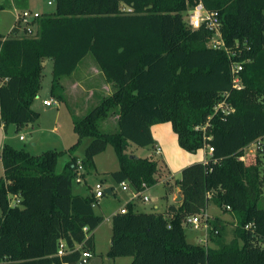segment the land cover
<instances>
[{"label": "trees", "instance_id": "trees-1", "mask_svg": "<svg viewBox=\"0 0 264 264\" xmlns=\"http://www.w3.org/2000/svg\"><path fill=\"white\" fill-rule=\"evenodd\" d=\"M200 2L219 13L224 43L237 53L233 60L243 63L240 90L233 89L227 53L207 46L212 31L193 30L185 22V12ZM36 23V37L18 36L17 27L9 37L0 34V79L6 80L0 87V126L20 131L38 122L33 105L47 60L54 63L51 93L59 101L62 79L89 55L114 92L83 118L74 116L78 140L62 173L57 166L63 152L32 154L3 146L0 264H81L83 252L95 251L89 235L104 218L94 210L93 193L72 191L77 162L85 177L96 168L95 157L112 146L120 167L113 179L133 190L153 187L158 162L152 156L131 159L128 149L153 147L157 124H170L183 150L194 154L212 147L214 153L207 163L182 171L175 182L182 200L167 214L138 213L131 203L127 213L116 214L109 258L130 257L131 264H264V209L258 207L264 154L244 158L245 149L264 137V0H56L55 11ZM226 92L235 111L215 115ZM111 117L118 132L102 131L101 123ZM209 118L205 131L196 130ZM86 138L91 141L79 160L73 152ZM211 203L235 213L234 240L223 243L224 226L216 219L218 233L210 234L218 237L217 248L189 243L186 220ZM60 241L68 251L61 257Z\"/></svg>", "mask_w": 264, "mask_h": 264}, {"label": "rangeland", "instance_id": "rangeland-1", "mask_svg": "<svg viewBox=\"0 0 264 264\" xmlns=\"http://www.w3.org/2000/svg\"><path fill=\"white\" fill-rule=\"evenodd\" d=\"M29 6L22 5L21 3L17 6V11H15V7L12 5V0H0V6L3 7V10H0V34L4 37H9L11 34L12 28L15 26V19L16 16L20 13L22 14L24 11L31 12L32 15L40 14L42 15L45 13H52L55 11L56 0H28ZM51 3V5L49 4ZM45 11V13H44ZM25 25L22 26L20 30V36L25 34ZM45 66L42 71V80H41V90L39 93V98L36 99V111L40 114V118L37 123L29 124L27 129H22L20 131H15V126L9 125L7 131H5L2 126H0V153L4 143H8L9 145L13 146L17 149H25L31 152L32 154H41L38 149L36 151H31L32 144L34 140V130L39 127L40 121H42L43 128L52 127L55 125V122H58L59 125V134L62 135L63 140L66 142L67 145L63 143H57L56 145H51L47 147V142L42 143V148L45 150H56L63 152L64 154L58 160L57 171L58 173L64 172L67 163L70 161V155L68 154V150L73 146V144L77 143L78 136L74 132V125H73V118L74 116L77 118H83L90 110H92L95 106L100 103V100H92L87 101L83 104V107L77 108V110L69 109L71 105L75 108V104L78 101L74 100V103L71 104V101H67L68 103L61 104L59 100L54 97L51 93L52 87V79H53V70H54V63L51 60L45 62ZM96 62L92 55H89L85 58L84 62L77 67L78 69L74 73L76 78L83 79L85 76V68H89V64ZM97 69L98 66H96ZM53 100L57 101L56 104L53 106H43V100ZM57 120V121H56ZM4 127V126H3ZM101 129L107 133H115L118 132V124L117 118L111 117L106 121L101 123ZM46 135L44 134L45 139H47ZM20 136H23L26 140L21 141ZM175 137V146L169 144H160L162 148V154L157 153L153 147L149 148H141L136 146L135 144H130L128 149V153L134 156H138L140 158H146L152 156L153 160L157 161L160 167V172L157 174L158 183L148 188L144 193L143 196H147L155 202H144L143 199H137L136 204L137 208L135 209L138 213H145V214H152V213H159L162 214L166 211V206L169 204L167 200V196L169 195V186L170 180L168 176H173L172 183L175 184L177 180H180L182 177V172L180 171L177 173L178 168L183 166L184 162L179 160V154L184 153L185 156L193 155L195 156V160L198 163H202L204 160V150H201L197 153L191 154L185 150H183L179 143L177 142V137ZM7 139V140H6ZM73 142V143H72ZM89 139H83L80 146L77 148L76 151L73 152L75 157H78L82 160L85 156V150L89 144ZM167 142H169L167 140ZM47 148V149H46ZM256 149L255 145L250 147ZM178 149V150H176ZM179 151V152H177ZM262 151H257L254 155L261 153ZM167 153V154H166ZM262 154H264L262 152ZM181 155V154H180ZM250 151L246 154L244 152V157L247 159L251 156ZM96 159V168L92 170L89 174L87 173L85 176L86 182L81 184H77L74 182L72 186V191L74 195H79L83 197L89 196L92 191L89 190L88 185L92 186L94 189L95 185L99 182L103 184V186L107 188H114L115 195L112 196H105L100 201L95 203L94 210L97 215H102L101 212H112L119 209L126 202V193L120 188V184L117 183L112 174L119 170V161L116 156L115 150L112 146H108L107 149L97 155ZM190 157H188L189 159ZM192 159V158H191ZM193 160V159H192ZM208 160V159H207ZM184 169H182L183 171ZM262 170H264V157H262ZM3 166L2 162L0 161V177H3ZM88 184V185H87ZM130 195V193H128ZM171 201V199H170ZM156 206L160 208L157 209ZM258 207L264 209V192L260 198L258 203ZM210 210L207 213L209 219L211 220V227H214L216 219L219 220L221 225L224 226V234L223 238L221 239L223 243H231L235 238V228L237 226L236 215L230 210H223L217 207L214 204L209 205ZM2 216V211L0 209V218ZM192 228V227H191ZM186 235L188 242L194 245H200L205 248H217L216 241L219 240L218 237H211V230L206 231L204 228H201L198 232L191 230L188 226L185 227ZM95 237L97 238L98 249L96 248L95 244V251L91 255V264H112L110 262V258L108 256L110 247L112 245V223L111 221H106L104 218L103 223L97 228ZM211 243L215 244V246H211ZM89 260V259H88ZM117 264H129L131 261L130 257L120 258L116 260ZM88 262V261H87Z\"/></svg>", "mask_w": 264, "mask_h": 264}, {"label": "built area", "instance_id": "built-area-1", "mask_svg": "<svg viewBox=\"0 0 264 264\" xmlns=\"http://www.w3.org/2000/svg\"><path fill=\"white\" fill-rule=\"evenodd\" d=\"M51 4V3H49ZM125 11L132 12V9H126ZM185 22L187 26L193 30L200 29L201 27H205L208 30L212 31V36L210 40L208 41L207 46L213 49H218V50H224L229 59L231 60V74H232V82H233V89L240 90L243 88L242 85V80H241V72L243 71V63L234 61L233 58L236 57L237 53L233 50H229L223 40L222 33H221V21H220V16L219 13L216 11H209L205 8L202 2H200L198 5H196L194 8L189 9L185 12L184 14ZM41 15L40 14H34L32 15L31 12L29 11H24L22 14L17 15V21L15 27L19 29V34L20 36V30L22 29V26L25 25V34L29 37H36L37 36V20L39 19ZM229 93H223L217 102L215 108H214V114L218 115L221 113L222 115H230L234 113L235 109L230 105L228 102L229 98ZM45 106H53L56 104L55 101L49 100V101H44L43 102ZM211 118L208 119V122L206 123L205 126L202 127H196V130H203L205 131L206 128L209 126ZM21 140H24V137H20ZM255 145L256 149L253 151L250 150L251 146ZM206 153L211 157L214 153V149L212 147H207L205 148ZM250 151V155H254L257 151H264V137L259 138L256 140L253 144L248 146L245 149V154ZM157 153H160V150L157 149ZM245 158V157H244ZM246 159V158H245ZM2 160L1 155H0V161ZM207 163V160L204 162ZM76 183L81 184L84 182V175H85V170L84 166L82 164V161H78L76 165ZM130 185L127 182H123L120 184V188L123 192H127L130 189ZM148 189V187L143 184L142 190H135L133 192V200L136 199H143L144 202H150V198L147 196H143V193ZM106 188L103 186L101 182L97 183L92 189V193L96 199V201H100L103 197L107 196L105 192ZM18 203V200H13L12 204ZM130 204V203H129ZM95 205V204H94ZM127 205L126 204L124 207H122L119 211L120 214H125L127 213ZM229 210V207L227 208ZM211 220L209 219L207 213H203L200 215L192 216L189 217L185 225L190 226L195 230H200L201 228H204L206 231L209 230H215V228L211 227ZM252 225L247 226L246 228L249 229L251 228ZM87 231V229H85ZM218 231L215 230V234H217ZM77 249H82V245H77L75 250ZM67 246L64 241H60L59 243V248H58V256H63L67 253ZM91 258V253L89 252H83L82 254V262L87 263L88 259Z\"/></svg>", "mask_w": 264, "mask_h": 264}, {"label": "crops", "instance_id": "crops-1", "mask_svg": "<svg viewBox=\"0 0 264 264\" xmlns=\"http://www.w3.org/2000/svg\"><path fill=\"white\" fill-rule=\"evenodd\" d=\"M20 3L22 5H27V6H29V4H30L28 0H12V5L15 7V11H17V6ZM44 13H45V11H44ZM16 21H17V16H16V19H15L14 25L16 24ZM12 30H13V28H12ZM12 30H11L10 34L12 33ZM84 60L82 62H84ZM82 62L80 64H82ZM96 66L97 65H95L94 63H90L89 64V68H85V71H84V73H85L84 76L85 77L83 79L76 78L74 76V73L76 71L70 77H66V78L62 79L61 83H62L63 90L61 92V95L63 96V101H59L61 104L68 103L67 101H69V100L71 101V104L74 103V100L78 101L75 104V108H73L72 105H71V108H69V109H72L74 111V110H77V108H80V106L83 107V104H85L87 101L90 102V101L94 100L96 97L97 98L95 100H100L101 101L102 98L107 97V96H111L113 94V92H114L113 86L111 84H109L105 80L103 74L101 73V71L99 69H97ZM5 82H6V80L0 79V87ZM38 98H39V96L36 99H38ZM44 101H49V100L45 99V100H43V102ZM55 102H57V101H55ZM42 105L44 106V103H42ZM35 106H36V101L34 102V105H33V109L36 111ZM28 127L29 126H25L23 129H27ZM43 127L44 126L42 124V121H40L39 127L33 131L34 132V134H33L34 135V140H33L32 146H31L32 147L31 151H36L37 149L39 151H41L39 153L47 151V150L42 148V143L43 142H47V145H48L47 147H50L51 145H56L57 143H63L65 145H67L66 142L63 140L62 135L59 134V131H60L59 129L60 128H59L58 122H55V125L52 126V127H49V128H48V126L45 127V128H43ZM2 128H4L3 125H2ZM7 129H8V127L5 129V131H7ZM15 131H16V128H15ZM46 133H48V135H46L47 139L42 137ZM152 135H153V138L155 140V144L153 146V149L156 150V151H157V149H159L160 150V154H162V148H161L160 144L161 145L162 144H169V145L175 146V142L176 141H175V137L174 136H176V134L173 132L172 127H171L170 124H157V125H154L152 127ZM25 140L26 139L24 138V140H21V141H25ZM167 140L169 142H167ZM5 144H8V143H4V145ZM2 149H3V147H2ZM2 149H1V151H2ZM176 150H178V149H176ZM177 152H179V151H177ZM180 154H179L178 158H179V160L183 161L184 164H183V166L178 168L177 173H179L180 171L182 172V169H185L186 167H188V166H190L192 164L198 163L197 160H195V156H193V155L185 156L184 153H180ZM0 155H1V153H0ZM188 157H190V158L188 159ZM207 159H209V155L204 150V160L202 161V163H204ZM70 160H71V158H70ZM95 165H96V160H95ZM168 179L170 180V183H169L170 184V186H169V195L167 196V200H168L169 204L166 206V211L164 213H162V214H167L169 209H170V207H178L179 203L181 202V201L177 202L178 196L181 195V193H180V189L178 187H176L175 184L172 183V180L174 179L173 176H168ZM84 182H86L85 178H84ZM88 187H89V190L92 191V186L88 185ZM134 191L135 190H133L130 187V189L127 192H123V193L127 194V196H126L127 200L122 206H120L119 209L117 208L116 210H114L112 212H107V213L101 212L102 215L104 216V218L106 219V221H111V223H112L113 217L116 214H118L120 209L122 207H124L126 204L131 203V204L134 205L135 209L137 208V204H136L137 199L132 201L133 192ZM114 193H115V191H114ZM128 193H130V195ZM170 199H171V201H170ZM150 201L151 202H155V200H153L151 198H150ZM156 208L159 209L160 207L156 206ZM209 210H210V208L208 207L207 212ZM188 227L191 230L195 231V232L199 231V230H195V229L191 228L190 226H188ZM96 231H97V229L92 234H90L89 236H91V235L93 236L94 243L97 244L96 248L98 249L97 238L95 237ZM211 246H215V244L211 243ZM90 259L85 264H91L92 262L90 263V261H91ZM117 259H120V258H117ZM117 259H115V260L109 259V260H110V262H113L112 264H117L116 263ZM131 263H132V258H131V261L129 262V264H131Z\"/></svg>", "mask_w": 264, "mask_h": 264}, {"label": "water", "instance_id": "water-1", "mask_svg": "<svg viewBox=\"0 0 264 264\" xmlns=\"http://www.w3.org/2000/svg\"><path fill=\"white\" fill-rule=\"evenodd\" d=\"M46 63L43 64V66H45ZM131 159H134V158H137V156H130ZM107 196H112L113 195V192H112V188H107L105 190ZM182 200V195H179L178 196V199H177V202H180ZM81 264H84V262H81Z\"/></svg>", "mask_w": 264, "mask_h": 264}]
</instances>
